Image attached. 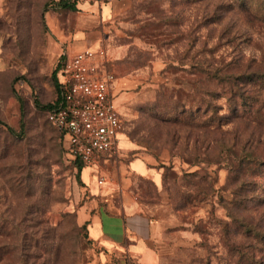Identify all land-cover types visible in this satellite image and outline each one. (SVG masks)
Here are the masks:
<instances>
[{"label":"rangeland","instance_id":"1","mask_svg":"<svg viewBox=\"0 0 264 264\" xmlns=\"http://www.w3.org/2000/svg\"><path fill=\"white\" fill-rule=\"evenodd\" d=\"M53 20L68 31L74 14L0 0V264H138L88 240L90 184L160 226L153 264H264V0L115 4L100 41L119 53L120 150L83 182L47 121L66 51ZM135 159L157 185L130 173Z\"/></svg>","mask_w":264,"mask_h":264},{"label":"crops","instance_id":"2","mask_svg":"<svg viewBox=\"0 0 264 264\" xmlns=\"http://www.w3.org/2000/svg\"><path fill=\"white\" fill-rule=\"evenodd\" d=\"M118 1L120 0H70L76 8V12L72 13L74 24L70 30L64 31L55 20L52 21V33L56 36L59 45L66 49L58 62L57 72L65 55L70 56L82 50L105 51L100 41V33H103V28L112 17L114 6ZM99 27L100 32H97ZM111 51H105L106 56L119 54L117 50ZM116 81L115 88L119 86ZM127 168L131 174L150 179L157 185L153 168L148 162L135 159L128 163ZM90 171L89 168H83L80 181L83 177L89 176ZM90 189L96 200H99V204L94 205L93 212L89 213L83 222L88 240L101 249L105 256L127 254L128 259L137 260L138 264H153L151 254H154L149 244L159 234L160 226L142 214L134 200L122 189L113 192L115 190L108 188L106 194L92 184Z\"/></svg>","mask_w":264,"mask_h":264},{"label":"built area","instance_id":"3","mask_svg":"<svg viewBox=\"0 0 264 264\" xmlns=\"http://www.w3.org/2000/svg\"><path fill=\"white\" fill-rule=\"evenodd\" d=\"M104 50H82L60 63L58 95L47 121L66 144V154L84 167L114 158L120 150L122 121L112 88L115 75ZM104 177L96 179L98 185Z\"/></svg>","mask_w":264,"mask_h":264},{"label":"trees","instance_id":"4","mask_svg":"<svg viewBox=\"0 0 264 264\" xmlns=\"http://www.w3.org/2000/svg\"><path fill=\"white\" fill-rule=\"evenodd\" d=\"M57 1V11H67V12H70V13H74L76 12V8L75 6L70 2V0H56ZM56 71V70H55ZM56 74V73H55ZM57 95H58V89H57V80L55 78V99L57 98ZM56 104V100H54L50 105L46 106V112L48 113L49 110H51ZM47 115V114H46ZM122 118V117H121ZM10 133H12L11 130H9ZM74 163L77 164V171H78V179L80 181V173L83 169V165L78 162V161H74Z\"/></svg>","mask_w":264,"mask_h":264}]
</instances>
